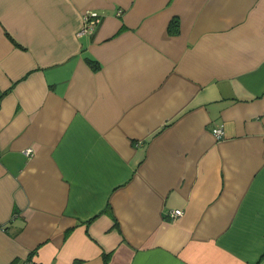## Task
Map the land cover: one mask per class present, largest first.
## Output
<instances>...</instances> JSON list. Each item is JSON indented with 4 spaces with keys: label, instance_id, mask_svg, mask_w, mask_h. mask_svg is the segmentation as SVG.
I'll use <instances>...</instances> for the list:
<instances>
[{
    "label": "crops",
    "instance_id": "crops-1",
    "mask_svg": "<svg viewBox=\"0 0 264 264\" xmlns=\"http://www.w3.org/2000/svg\"><path fill=\"white\" fill-rule=\"evenodd\" d=\"M26 258L264 264V0H0V264Z\"/></svg>",
    "mask_w": 264,
    "mask_h": 264
},
{
    "label": "built area",
    "instance_id": "built-area-1",
    "mask_svg": "<svg viewBox=\"0 0 264 264\" xmlns=\"http://www.w3.org/2000/svg\"><path fill=\"white\" fill-rule=\"evenodd\" d=\"M120 11V10H119ZM101 14L92 8H85L81 12V24L77 31L78 35L93 34L101 22ZM223 128L221 125H214L211 128V133L216 139L223 138ZM182 213L180 208H175L169 212L170 216H178ZM23 264H32V261L26 258Z\"/></svg>",
    "mask_w": 264,
    "mask_h": 264
},
{
    "label": "trees",
    "instance_id": "trees-1",
    "mask_svg": "<svg viewBox=\"0 0 264 264\" xmlns=\"http://www.w3.org/2000/svg\"><path fill=\"white\" fill-rule=\"evenodd\" d=\"M175 24H177V23L175 22ZM32 264H36V263L32 262Z\"/></svg>",
    "mask_w": 264,
    "mask_h": 264
}]
</instances>
